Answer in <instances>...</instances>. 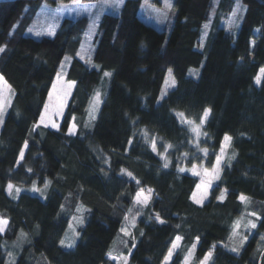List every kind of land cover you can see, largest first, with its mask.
<instances>
[{"label": "trees", "instance_id": "obj_1", "mask_svg": "<svg viewBox=\"0 0 264 264\" xmlns=\"http://www.w3.org/2000/svg\"><path fill=\"white\" fill-rule=\"evenodd\" d=\"M69 1L0 0V75L3 88L13 89L0 129V217L8 221L0 264H115L108 253L129 212L136 224L127 264H184L193 248L192 264L210 251L205 264H264V75L256 83L264 68V0H173L174 18L164 28L140 17L143 0H124L119 13L101 16L94 66L76 56L86 16L62 18L53 35H26L44 3ZM234 11L239 20L229 23ZM66 55L65 78L75 87L60 128L51 129L38 122ZM169 69L175 86L159 101ZM178 113L204 120L199 145ZM227 134L235 155L198 204L199 178L184 166L213 168ZM141 189L152 196L138 207ZM79 207V238L63 247ZM247 218L256 227L243 228L247 239L237 253L230 237ZM21 232L27 238L19 244Z\"/></svg>", "mask_w": 264, "mask_h": 264}, {"label": "rangeland", "instance_id": "obj_2", "mask_svg": "<svg viewBox=\"0 0 264 264\" xmlns=\"http://www.w3.org/2000/svg\"><path fill=\"white\" fill-rule=\"evenodd\" d=\"M154 1L155 0H144L143 4H142V8H143L142 12L144 11L145 8L152 9V8L156 7L155 9H153V10H155L156 13H158L161 17L171 16L172 17L171 22H172L173 18H174L173 7L171 9L166 8L165 7V0H162V4H160V5L156 4V6L153 7L152 3ZM171 3L173 5V0H171ZM121 5L122 4H119L118 6H116L114 3V0H108L107 3L105 2V0L92 1V2L91 1L90 2H83V1L79 0V3H72V0H71L69 2H60L56 6H52L48 3H44L42 8L40 9L39 13L36 15L34 21L31 23L30 27L27 29L26 35L34 37V38H41L43 36L53 35L56 28H57V25L59 24V22L61 21L62 18L72 17V18L76 19V18L86 16L90 19V22H89L87 30L85 31V33L82 37L81 44H80L79 49L76 53V56L79 59H81L82 61H85L86 63H88L89 65L94 66L95 64L91 60V54L94 50V44H93L94 37L98 32V26H99L101 16L104 13H119V11H120L119 8L121 7ZM237 9L239 10V8H237ZM234 13H235V16L232 14V16L229 18L230 19L229 23H231L232 21L236 22L239 20V17H238L239 11H234ZM206 24L208 25V27L205 28L203 26V29H202L201 48L205 45L206 40H207V36H208V32H209L210 23H206ZM93 25H94V27H93ZM70 63H71V57L69 55H66L61 62L60 69L58 72L60 74V79L58 80L57 76H56V78L52 84V87L50 89V92H49V93H52V99L50 100L49 95H48V99L46 102V104L48 105L49 113L56 112V114H54L52 116V122H54L56 125H58V127L57 128L52 127V123H50L47 120V114L45 113V108L42 112V114H44L46 117L45 122L41 123L40 119L38 122V124L41 126L48 127L51 129H59L60 128L61 121H62L63 116L67 110L73 89L75 87V83H72L71 81H68L65 78V72L68 70ZM262 69H264V68H262ZM259 75L262 76L261 70H260ZM173 80H174L173 73L171 71V75H169V70H168L165 83H164L163 88L161 89V92H160L159 101H161L166 96L168 91L175 86V83L173 84ZM54 84L56 85L55 89H53ZM99 93H100V97L98 100L96 98V95L93 98L91 115L95 114L96 108H98V106L100 105L102 92H99ZM12 94H13L12 87L10 86V88H9L8 86H6L4 88V99H5L6 106H5V110H4V114H3L2 123L4 121L8 107L10 105ZM97 103H98V105H97ZM61 104L63 105L62 110L57 112L56 110L59 108V106ZM180 114L181 113H178L180 121L182 123H184L185 125H187L193 134V138H194L193 143L196 142L199 145V138L203 134L204 120H203V123L202 122H195L192 119L187 118L184 114L183 115H180ZM189 122H191V123H189ZM2 123H0V129H1ZM73 126H75V125L72 124L70 127H73ZM197 126H199V127H197ZM75 131H76V127H75L74 132ZM228 136L231 137L230 135H228ZM222 147L224 148V152L221 153V150H220V152L218 154V157H220V164H219V171L218 172L216 171L217 160H216V163L213 166V168H210V169L209 168H203L200 164L193 165V166H195V168L193 166L192 167H188L187 165L184 166V169H183L184 171L189 172L193 175H196L199 178L198 185H200V188L198 189L196 187V189L193 193V194H195V197H196L195 199H193L195 202L197 200H202L203 201L202 203H204L208 199L209 192H210L213 184L216 183L218 177L220 176V174L223 170V166L233 158L232 137H231V140L228 142H226L224 139L223 143H222ZM168 151H169L168 146H164L163 150H162V157H163L165 163H167V164L170 161L168 158V154H167ZM184 157L187 158L186 154H184ZM142 190H143V193H142L141 199H143L144 197H148L149 198L148 202H149L150 198L152 196V191H149L150 189H141L138 193H140ZM136 198H137V196H136ZM148 202L146 204L136 202V204L139 207V206L147 205ZM202 203H198V204H202ZM83 215H84V209H83V207H79L77 209L76 213L73 215L71 222H70V226L68 227V229L66 230V232L62 238V240H65V244L64 245L61 244L63 247L70 248V247H67V244L69 242H71L73 239L75 240L74 245L76 244V242L79 238V235L78 236L76 235V233H78L77 227L81 224V220L83 218ZM135 218H136V214L134 212H129L127 214V219H125L123 227H122L124 229V231L120 232V235H118V237L116 238V240L114 241V243L112 244V246L110 248V252L112 254V257H115V259L110 258V257H109V259L112 260L115 264H125V261L123 259L124 257H127V260H128V255H127L125 249L127 247L129 249L128 243L130 241H134L133 233H134V227L136 224ZM249 221L254 222L252 219L247 218V219L240 220V224H239L238 228L235 226V232L237 234L236 235L232 234V236H231L230 242H231V245H233L230 247L231 249H233V247H239L240 250L242 249V245H244V244L241 245L240 241H241L242 237H245V235L243 233V230H244L243 228L253 229L250 227V225H248ZM6 229H7V226L5 227V230L3 232H5ZM20 238L21 239L19 240V244L23 240H26L27 235H23V236L21 235ZM193 252H194V248L187 254L185 261H184V264H192L193 263ZM234 252H236V251H234ZM203 262H204V260H203ZM205 263L206 262H204V264Z\"/></svg>", "mask_w": 264, "mask_h": 264}, {"label": "snow or ice", "instance_id": "obj_3", "mask_svg": "<svg viewBox=\"0 0 264 264\" xmlns=\"http://www.w3.org/2000/svg\"><path fill=\"white\" fill-rule=\"evenodd\" d=\"M105 2L107 3L108 0H105ZM72 3H79V0H72ZM114 3H115L116 6H118L119 4H122V3H123V0H114ZM165 7L168 8V9H171V8L173 7V5H172V3H171V0H165ZM233 15L235 16V13H233ZM93 27H94V25H93ZM204 27L207 28L208 25L205 24ZM5 48H6V45H4V46H0V52H3V51L5 50ZM261 74L264 75V69H261ZM104 75H105L106 77H108V76H111V73H109V72H105ZM169 75H171V69H169ZM261 78H262L261 75H258V76L256 77V83L259 84V83L261 82ZM57 79H58V80L60 79V74H59V73L57 74ZM72 83H75V82H72ZM166 83H167V82H166ZM174 83H175V81L173 80V84H174ZM4 85H7V82L4 80V77H3L2 75H0V123H2V120H3V114H4V110H5V106H6V104H5V99H4V88H3ZM8 87L10 88V86H8ZM55 87H56V85L54 84V85H53V89H55ZM99 97H100V93H99V91H97V92H96V98H97V100L99 99ZM49 99H50V100L52 99V93H49ZM62 107H63V105L61 104V105L59 106V108H58L56 111L58 112V111L62 110ZM210 112H211V109H210V108H209V109H206L205 112H204V118H206ZM45 113L47 114V120H48L50 123H52V127L57 128L58 125H56L54 122H52V116H53L54 114H56V112L49 113L48 105H47V104L45 105ZM180 115H183V114L181 113ZM45 119H46L45 115L42 114L41 117H40V122H41V123H44V122H45ZM201 122L203 123V120H202ZM189 123H191V122H189ZM35 126L38 127L39 125H35ZM197 127H199V126H197ZM74 130H75V126L70 127V128H69V133H70V134H74ZM194 130H195V129H194ZM224 139H225L226 142H228V141L231 140V137H229L228 135H225ZM25 146H27V142H25ZM152 147H153V150H155V142H154V141L152 142ZM169 147H171V145H169ZM204 151L206 152L207 150L205 149ZM223 152H224V148L222 147V148H221V153H223ZM234 155H235V154H233V156H234ZM20 157H21V159L23 158V151H21V153H20ZM229 163H230V161H229ZM219 164H220V157H217V164H216V171H217V172L219 171ZM167 166H168L167 163H165L164 167H167ZM193 167L195 168V166H193ZM128 175H131V173H128ZM48 183H50V181L47 182V183H45V186H44L45 188H47ZM14 187H15V186H14L13 184H11V183L8 184V191H9V194H12V191H13ZM197 188L199 189V188H200V185H198ZM33 190H34V191H38V192L41 191V189L36 188L35 185L33 186ZM20 191H21L20 188H18V187L15 188V192H16V193H19ZM149 191H151V190H149ZM142 193H143V190H142L140 193H137L136 202H137V203H144V204H146V203L148 202V199H149V198H148V197H144L143 199H141ZM195 198H196V197H195V194H193V199H195ZM219 198H220V199H223V196H221V197H219ZM240 199H241L242 201L247 202L249 198L246 197V196H244V195L242 194V195L240 196ZM196 202H197V203H202L203 201H202V200H197ZM130 211H131V210H130ZM251 215H252V216H256L257 214H256V213H251ZM125 219H127V217H126ZM157 219H159V214H157ZM82 222H83V221L81 220V223H82ZM161 222H163V221H161ZM7 223H8L7 219H4V218L0 217V232H3V231L5 230V227L7 226ZM239 224H240V221L237 220L235 226L238 228V227H239ZM248 225H250L251 228H255V227H256V224H255L254 222H252V221H249V222H248ZM121 231H124V229L122 228ZM236 234H237V233L235 232V229H234L233 235H236ZM21 235L23 236V235H26V234L21 233ZM76 235L78 236L79 233H76ZM176 239H177V240H180L181 238L178 236ZM197 239H199V238H197ZM230 239H231V237H230ZM246 239H247L246 236H245V237H242V238H241V241H240V244L242 245ZM60 243H61L62 245H64V244H65V240H61ZM74 243H75V240L73 239L71 242H69V243L67 244V247H72V246L74 245ZM173 247L175 248L176 245L174 244ZM193 247H195V245H193ZM214 247H215V245H213V248H214ZM232 250L238 252L240 249H239V247H233ZM9 255H11V254H9ZM108 255H109L110 258L115 259V257H112L111 252H109ZM168 255H169V257L172 255V251H171V250L169 251V254H168ZM211 256H212V253H211V251H210L209 253H207V254L205 255V257H204V262H207V261L211 258ZM123 259H124V261H125V264H127V257H124ZM166 260H167V257H166ZM204 262H202V264H204Z\"/></svg>", "mask_w": 264, "mask_h": 264}, {"label": "crops", "instance_id": "obj_4", "mask_svg": "<svg viewBox=\"0 0 264 264\" xmlns=\"http://www.w3.org/2000/svg\"><path fill=\"white\" fill-rule=\"evenodd\" d=\"M144 1V0H143ZM143 4V2H142ZM142 4L141 7L139 9V15L140 17L145 20L146 22L155 25L158 28H164L166 25H168L171 20L172 17L168 16V17H161L158 13L155 12L156 4L160 5L162 4V0H155L152 4L153 7L155 8H145L144 11L142 12Z\"/></svg>", "mask_w": 264, "mask_h": 264}]
</instances>
